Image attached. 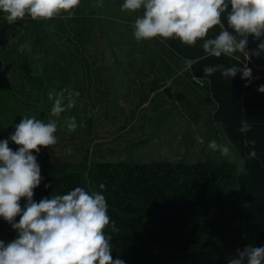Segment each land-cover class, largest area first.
<instances>
[{"label":"trees","instance_id":"16d2710c","mask_svg":"<svg viewBox=\"0 0 264 264\" xmlns=\"http://www.w3.org/2000/svg\"><path fill=\"white\" fill-rule=\"evenodd\" d=\"M71 20L73 24L65 30L69 36L75 34V16ZM222 26L227 28V12L217 25L219 33ZM252 38L248 37V44ZM258 44L248 48L254 50ZM253 56L258 63L260 58ZM195 58L192 70L210 80L218 104L213 117L223 125L239 158L244 159L247 175L237 176L234 163L99 162L87 167L53 162L52 146L41 147L39 153L33 151L42 177L33 200L38 203L75 187L89 194L101 192L110 221L119 229L112 232L111 224L105 229L111 236V255L125 264H228L237 249L264 246V92L258 91L264 78L253 77L245 87L240 73L232 78L220 72L206 76L205 66L243 67L245 62L224 55L208 56L204 49ZM248 67L253 69V63ZM243 119L252 125L246 133L239 130ZM13 133H0V141ZM252 140L254 159L248 158L252 146L246 143ZM9 147L16 151L20 146L9 139ZM100 183L105 189L99 188ZM19 203L24 209L26 198ZM19 219L18 215L14 222ZM17 237L18 231L0 217V241L7 244Z\"/></svg>","mask_w":264,"mask_h":264},{"label":"clouds","instance_id":"9594fccd","mask_svg":"<svg viewBox=\"0 0 264 264\" xmlns=\"http://www.w3.org/2000/svg\"><path fill=\"white\" fill-rule=\"evenodd\" d=\"M81 0H0V12L5 14L9 25L30 16L33 20H50L67 13L65 19L73 16ZM229 4L231 6L230 11ZM102 6L98 3L97 7ZM144 9L143 15L134 23V38L152 40L161 38V43L177 38L182 43L194 46L203 41L204 52L208 56L222 55L234 58L236 53L247 54L248 37L261 42L252 54L264 53V0H124L121 11L135 12ZM227 12V28L214 38H207L209 30L221 25V16ZM27 46L21 45L23 52ZM30 50V49H29ZM195 63L186 60L187 68ZM204 75L211 76L220 72L225 78L241 74L246 80L245 87L252 81V69L245 63L243 67L224 64L205 66ZM258 91L264 92V85ZM79 92L64 88L57 92L52 89L48 99L52 101L51 117L59 118L66 110L76 104ZM69 132L78 125L75 117L66 122ZM252 125L247 119L241 121L240 132L246 133ZM57 119L44 122L35 115L23 116L9 139L20 147L13 151L9 139L0 141V217L12 224L18 237L5 244L0 241V264H125L122 259H113L110 244L111 236L105 229L111 224V231L118 232L115 221H110L108 204L101 192L89 194L82 187H75L63 195L42 198L38 203L33 200L34 189L40 185L41 169L33 151L39 153L41 147L57 143ZM203 144V137H195ZM251 150L248 158L256 157L255 141H247ZM208 148L221 156L231 157L227 144L216 140L208 142ZM247 175L244 159L236 167V175ZM49 187V185H45ZM100 183L99 188L105 189ZM26 198L25 208L19 201ZM20 216L19 222L15 218ZM264 264V246H246L237 249V255L228 264Z\"/></svg>","mask_w":264,"mask_h":264},{"label":"crops","instance_id":"0c3cea01","mask_svg":"<svg viewBox=\"0 0 264 264\" xmlns=\"http://www.w3.org/2000/svg\"><path fill=\"white\" fill-rule=\"evenodd\" d=\"M98 3L102 6L97 7ZM123 3L124 0H81L80 5L72 10L75 34L71 36L65 30L70 28L73 20L63 18L67 16L66 13L50 20H33L26 15L23 20L9 25L5 14L0 12V37L6 35L8 42L13 40L9 35L15 34L39 38L41 43L53 46L55 59L76 61L75 75L79 78L75 82L83 90L76 98V105L83 108L82 117H91V113L84 110V88L91 85L90 99L98 109L96 114H92V122L95 128L102 131H92L84 155L96 153L100 158L99 149L103 145L110 149L120 132L125 134V141H132L134 130L138 140L149 141L144 130L150 121L149 117L155 115L158 107H167L165 113L170 121H162L161 132L152 136V141L161 153L169 155L170 148L173 158H181L184 151L190 159L196 150H208L211 140L221 144L230 143L223 125L213 117L218 104L210 80L195 75L192 67L187 68L185 64L186 60H197L196 53L203 49V41L198 40L194 46L186 45L177 38L168 39L166 43H161L160 37L138 42L133 35L134 23L143 15L144 9L136 12L125 10L124 17L121 12ZM114 20L118 24H113ZM218 34L219 30L214 26L206 39ZM40 37L48 42L42 41ZM258 42L252 38L249 44L254 46ZM28 44L22 42V45L27 46V52H34ZM248 45V58L244 53H236L234 58L244 61L247 66L253 63L252 76L263 79L264 56L261 53L258 56L260 61L255 63L253 50ZM195 76L201 78L203 84L196 82ZM184 89H188V92ZM155 98L158 100L157 111L150 109ZM207 106L208 110L201 109H207ZM203 114L205 117H200ZM167 124L170 125L169 129ZM110 131H114L117 136L111 135ZM197 135L203 137V144L190 143L197 141ZM59 146V142L55 144L56 149ZM73 146L65 141L61 145L63 150L69 151ZM110 153L116 154V151Z\"/></svg>","mask_w":264,"mask_h":264},{"label":"rangeland","instance_id":"374dc122","mask_svg":"<svg viewBox=\"0 0 264 264\" xmlns=\"http://www.w3.org/2000/svg\"><path fill=\"white\" fill-rule=\"evenodd\" d=\"M121 12L125 17V12ZM113 24L116 25L118 23L114 20ZM9 36L13 38L11 42H8L6 35L0 37V133L15 132L16 125L21 122L23 116L31 117L35 115L37 119L44 122H48L50 119H57V132L55 135L60 146L56 149L55 145H52V151H54L52 152L53 162L90 167L99 162L124 164L212 162L238 165L241 161L233 147L234 145L230 143L227 144L231 149L230 158L221 156L219 152H213L211 149L206 151L196 150L190 159L187 158V154L184 151H182L181 158H173L170 155V148L169 155L161 153L152 141V136L161 132L162 121L166 123H170V121L165 113L167 107L164 109H159L158 107L157 111V98L154 99L150 108L157 112L154 113V116L149 117L150 121L144 130L149 137V141L138 140L135 137L137 136L136 130H134L132 141H125V134L120 132V136L111 143L110 149L105 145L99 149L100 158H98L96 153L84 155L88 140L92 136V131L102 133L98 127L95 128L92 122V114H96L98 111L92 103L93 100L90 99L92 86L86 85L84 88V110L85 112L89 111L91 117L86 115L82 117L80 114L83 108L76 104L72 109L62 113L59 118L51 117L52 101L48 99L49 91L55 89L59 92L64 88H70L74 92L82 94V86L77 85L75 82L79 78V76L75 75L76 61L74 59L67 61L55 59V52L52 51L53 46L45 42L41 43L38 40L39 38L18 34ZM40 39L48 42L42 37ZM22 42H29L30 44L28 45L34 52H27L26 49L23 52L20 49L17 51L16 49L22 45ZM185 91L188 92V89ZM135 93L136 91H134ZM87 95L88 99H86ZM135 96L137 97L136 94ZM201 109L203 111L208 110L209 106H207V109L204 107H201ZM71 117H75L78 125L74 132H69L65 123ZM200 117L204 118L205 114ZM169 126L168 124L166 125L167 129L170 128ZM110 134L117 136L114 131H110ZM64 141L74 145L70 151L62 149L61 145ZM78 143L79 145H77ZM190 143L200 145L197 141H190ZM112 150L116 151V154L110 153ZM55 151L59 152L56 153Z\"/></svg>","mask_w":264,"mask_h":264},{"label":"built area","instance_id":"2783aa9c","mask_svg":"<svg viewBox=\"0 0 264 264\" xmlns=\"http://www.w3.org/2000/svg\"><path fill=\"white\" fill-rule=\"evenodd\" d=\"M194 80H195L196 82L200 83V84H203V81L201 80V78H199V77H197V76L194 77Z\"/></svg>","mask_w":264,"mask_h":264}]
</instances>
